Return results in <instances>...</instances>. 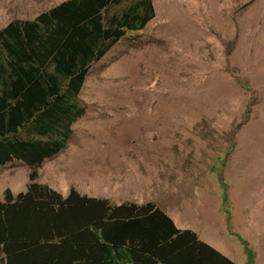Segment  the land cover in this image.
Here are the masks:
<instances>
[{"label":"rangeland","instance_id":"1","mask_svg":"<svg viewBox=\"0 0 264 264\" xmlns=\"http://www.w3.org/2000/svg\"><path fill=\"white\" fill-rule=\"evenodd\" d=\"M60 1L0 0V28ZM152 1L141 34L149 46L120 43L93 66L79 94L91 109L37 181L63 195L153 201L236 264H264V169L255 160L264 163V92L251 121L259 92L240 85L264 74V0ZM29 172L0 168V200L23 191Z\"/></svg>","mask_w":264,"mask_h":264},{"label":"trees","instance_id":"2","mask_svg":"<svg viewBox=\"0 0 264 264\" xmlns=\"http://www.w3.org/2000/svg\"><path fill=\"white\" fill-rule=\"evenodd\" d=\"M154 12L152 0H62L0 28V168L30 167L25 189L0 200V264H236L153 201L63 195L37 181L91 109L79 94L93 66L120 43L147 48Z\"/></svg>","mask_w":264,"mask_h":264},{"label":"crops","instance_id":"3","mask_svg":"<svg viewBox=\"0 0 264 264\" xmlns=\"http://www.w3.org/2000/svg\"><path fill=\"white\" fill-rule=\"evenodd\" d=\"M256 77H257V80H261L260 84H256L255 83L257 80L254 81V82H249L248 84L246 83V86H247L248 90L253 91V92L257 93V94L259 92V97H258L259 103L255 104V106L253 108L251 119H250L251 121H255V119L257 117L256 114L259 112V110H257V108H258L259 104H261V101H262V97H261L260 93L264 92V74L257 75ZM236 82H238V78L236 79ZM256 105H258V106H256ZM192 110L196 112V109H192ZM263 119H264V117H262L260 119L259 123H261ZM254 125H255V123H254ZM243 131H244V127L237 135H239V134L240 135H244ZM239 136L235 137V143L241 145L239 143V139H241L243 136H241V137H239ZM242 149L245 151V153H247L248 151H251V148L249 146H246V147H244ZM255 160H256L257 166L259 168H261V169H264L263 161L257 160L256 158H255Z\"/></svg>","mask_w":264,"mask_h":264},{"label":"clouds","instance_id":"4","mask_svg":"<svg viewBox=\"0 0 264 264\" xmlns=\"http://www.w3.org/2000/svg\"><path fill=\"white\" fill-rule=\"evenodd\" d=\"M57 191V190H56ZM58 192V191H57ZM60 193V192H59ZM62 194V193H61Z\"/></svg>","mask_w":264,"mask_h":264}]
</instances>
